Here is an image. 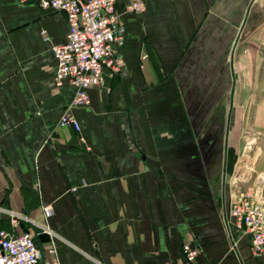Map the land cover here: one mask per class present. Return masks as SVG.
I'll return each mask as SVG.
<instances>
[{"label": "crops", "instance_id": "0c3cea01", "mask_svg": "<svg viewBox=\"0 0 264 264\" xmlns=\"http://www.w3.org/2000/svg\"><path fill=\"white\" fill-rule=\"evenodd\" d=\"M129 1L124 67L79 107L55 81L66 14L0 0V232L46 226L59 264H183V243L264 264L227 215L264 184V0Z\"/></svg>", "mask_w": 264, "mask_h": 264}, {"label": "built area", "instance_id": "2783aa9c", "mask_svg": "<svg viewBox=\"0 0 264 264\" xmlns=\"http://www.w3.org/2000/svg\"><path fill=\"white\" fill-rule=\"evenodd\" d=\"M21 1H35L41 8L60 10L66 14V40L52 47L56 62L55 81L57 84L69 82L75 89L73 105L87 106L90 103L89 89L103 85L104 70L108 69L111 74H115L125 64L117 51L124 44L125 34L117 0ZM124 9L143 12L145 4L141 0H132L124 5ZM59 125L79 130L76 119L69 114L61 117ZM42 211L47 215L50 206L44 205ZM227 215L236 227L250 235L252 251L264 253L263 182L240 192H232ZM19 221V216L13 218L15 225ZM40 233H46L49 241H40ZM182 254L183 264H203L198 261L199 249L189 243L182 244ZM0 264H59L51 231L42 225L36 231H1Z\"/></svg>", "mask_w": 264, "mask_h": 264}, {"label": "rangeland", "instance_id": "374dc122", "mask_svg": "<svg viewBox=\"0 0 264 264\" xmlns=\"http://www.w3.org/2000/svg\"><path fill=\"white\" fill-rule=\"evenodd\" d=\"M251 142H252V141H248V142H246V143L244 144V145L246 146V149H247V150H248L249 147L252 145ZM230 150L232 151V147H230ZM249 150H250V149H249ZM247 160H248V157H247L246 153L243 152V157L241 158L240 163H241V164H244V163L247 162Z\"/></svg>", "mask_w": 264, "mask_h": 264}, {"label": "water", "instance_id": "95a60500", "mask_svg": "<svg viewBox=\"0 0 264 264\" xmlns=\"http://www.w3.org/2000/svg\"><path fill=\"white\" fill-rule=\"evenodd\" d=\"M38 238H39V240L40 241H42V242H46V241H49V236L46 234V233H40L39 235H38Z\"/></svg>", "mask_w": 264, "mask_h": 264}, {"label": "bare ground", "instance_id": "6f19581e", "mask_svg": "<svg viewBox=\"0 0 264 264\" xmlns=\"http://www.w3.org/2000/svg\"><path fill=\"white\" fill-rule=\"evenodd\" d=\"M125 41V40H124ZM80 107V106H79Z\"/></svg>", "mask_w": 264, "mask_h": 264}]
</instances>
